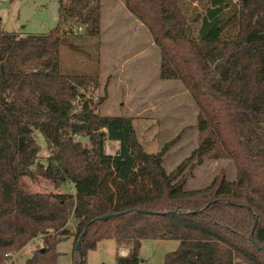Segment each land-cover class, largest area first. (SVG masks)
I'll return each instance as SVG.
<instances>
[{
  "label": "trees",
  "instance_id": "obj_1",
  "mask_svg": "<svg viewBox=\"0 0 264 264\" xmlns=\"http://www.w3.org/2000/svg\"><path fill=\"white\" fill-rule=\"evenodd\" d=\"M102 1L59 0L48 34L21 37L0 18V264L39 238L26 264H57L70 236L74 264L105 240L130 248L119 264H139L145 240L179 242L165 264H264V0H209L193 20L181 0H121L160 49L161 79L183 82L199 110L200 144L170 173L165 155L181 136L147 153L131 119L100 116L103 99L81 93L96 79L60 71V49H76L63 27L99 38ZM37 134L53 150L46 167ZM208 160L233 161L236 180L186 191ZM39 179L75 193L34 192L28 180Z\"/></svg>",
  "mask_w": 264,
  "mask_h": 264
},
{
  "label": "rangeland",
  "instance_id": "obj_2",
  "mask_svg": "<svg viewBox=\"0 0 264 264\" xmlns=\"http://www.w3.org/2000/svg\"><path fill=\"white\" fill-rule=\"evenodd\" d=\"M181 1L192 20L202 14L209 3V0ZM0 18L6 32L21 37L48 34L60 27L59 0H0ZM68 29L76 49L68 46L60 49L61 73L96 79L90 83L91 88L82 89L81 93L93 97L97 104L103 99L97 111L100 116L131 119L137 141L147 153L158 154L181 136L165 155L164 166L167 172H173L200 144L199 110L183 82L161 79V52L149 29L121 0H103L99 38L87 37L86 28L75 21L63 27L64 31ZM37 136L41 147L39 163L46 167L53 150L41 135ZM79 141L90 147L87 138H79ZM119 148V143L106 141L107 154L116 155ZM222 176L229 182L236 180L234 162L208 160L194 171L185 190H203ZM28 184L39 193H75L72 184H65L58 190L44 179L28 180ZM71 229L75 232L74 226ZM41 246L40 238L30 242L7 264H26ZM124 247L127 246L122 245ZM178 247L179 242L174 240H145L141 244L139 264H165L166 256ZM57 250L61 253L58 264H74L69 241L62 242ZM117 250L115 241H102L95 251L88 253L87 264H119Z\"/></svg>",
  "mask_w": 264,
  "mask_h": 264
},
{
  "label": "crops",
  "instance_id": "obj_3",
  "mask_svg": "<svg viewBox=\"0 0 264 264\" xmlns=\"http://www.w3.org/2000/svg\"><path fill=\"white\" fill-rule=\"evenodd\" d=\"M103 2V1H102ZM25 35H23V37H24ZM75 227V225H74V223H73V225L72 226H70V227ZM71 230V233L73 234L74 232H72V229H70ZM75 231V230H74ZM64 241H69L70 243H71V245H72V252L74 251V249H75V237L74 236H70L69 238H65L62 242H64ZM109 241H114V240H109ZM61 242V243H62ZM60 243V244H61ZM59 244V245H60ZM58 245V246H59ZM116 245H117V243H116ZM58 246H57V248H58ZM117 247H118V250H117V257H123V258H127V257H129L130 256V252H131V250L130 249H128L127 250V247H124V248H122V246H118L117 245ZM121 251H120V250ZM57 252H58V250H57ZM59 253V252H58ZM60 254L61 253H59V257H60ZM59 257H58V260H59ZM30 258V257H29ZM28 258V259H29ZM58 260H57V264H58Z\"/></svg>",
  "mask_w": 264,
  "mask_h": 264
},
{
  "label": "water",
  "instance_id": "obj_4",
  "mask_svg": "<svg viewBox=\"0 0 264 264\" xmlns=\"http://www.w3.org/2000/svg\"><path fill=\"white\" fill-rule=\"evenodd\" d=\"M76 249H77L78 251L81 249V244H80V243L77 244Z\"/></svg>",
  "mask_w": 264,
  "mask_h": 264
},
{
  "label": "built area",
  "instance_id": "obj_5",
  "mask_svg": "<svg viewBox=\"0 0 264 264\" xmlns=\"http://www.w3.org/2000/svg\"><path fill=\"white\" fill-rule=\"evenodd\" d=\"M88 96V95H87ZM89 97V96H88ZM91 97H89V99H90ZM9 257V256H8ZM13 258V257H12Z\"/></svg>",
  "mask_w": 264,
  "mask_h": 264
}]
</instances>
